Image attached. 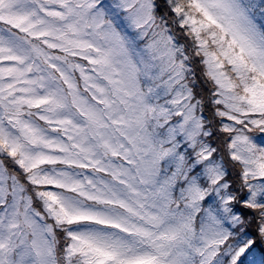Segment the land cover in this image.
<instances>
[{
  "label": "snow or ice",
  "instance_id": "1",
  "mask_svg": "<svg viewBox=\"0 0 264 264\" xmlns=\"http://www.w3.org/2000/svg\"><path fill=\"white\" fill-rule=\"evenodd\" d=\"M0 264H264V0H0Z\"/></svg>",
  "mask_w": 264,
  "mask_h": 264
}]
</instances>
